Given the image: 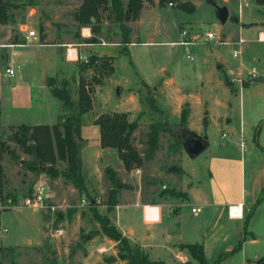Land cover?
Segmentation results:
<instances>
[{
    "label": "rangeland",
    "instance_id": "1",
    "mask_svg": "<svg viewBox=\"0 0 264 264\" xmlns=\"http://www.w3.org/2000/svg\"><path fill=\"white\" fill-rule=\"evenodd\" d=\"M190 1L194 4L192 11L182 10L177 6L162 10L165 13H171L172 11L179 13L181 17L178 18L183 22V25H189L192 34L197 36L192 38L194 43L187 46L188 52L185 45H180L177 42L164 43L166 41H178L177 39H180L178 35L179 28H172L170 25L165 28L162 27L159 35L149 36H153L155 39L152 41L159 43H136L131 48L134 64L129 55L123 54L124 66L118 64L119 71L115 75L117 82L108 78L113 69L108 61L107 66L100 68L96 63L95 65L84 66L85 62H82L81 58H78L75 65L71 67L59 64L56 69L51 68L48 64L41 65L36 61L35 72L31 74V70L24 63L25 60L22 55H20L19 59L21 63H24L23 66L17 62L14 68L15 74L12 76L5 75L9 45L25 41L27 31L34 30L39 41L47 35H50V41L52 42H59L63 39L69 40L73 44L67 43L64 47L66 50L76 47L79 53L78 57L80 55L90 56L87 51V47H89L87 44L78 45L84 41L80 33L82 28L86 26L90 28V36L92 34L91 26L94 24L99 27L98 42L94 43H99V40H103L105 43L119 40L120 30L112 20H109L108 11H99L101 19L97 23L95 21L93 24L80 26L75 20L74 14L79 10L82 0H13V6L6 10L5 18L2 19L0 15V144H2V147H0V164L3 167L0 199L6 205V208L0 210V264H123L121 260L113 263L105 261V258L116 256V249L113 242L99 231V225L93 219L90 211L91 206L95 207L100 213L108 211L105 203L109 183H106L102 191L87 190L86 193H80L71 183L64 182L61 177L51 179L44 173V167L40 172L23 168L20 166L19 160L9 154L10 150L13 149L19 159L30 158L9 138L17 125L16 122L12 121V118L14 120L20 119L24 123H33L35 120L48 122L51 118L54 119L55 113L54 109H51L50 102L48 106L34 103L31 110L16 109L21 112L14 113L11 111L13 114L10 113V115H8L9 111L6 108L8 107L7 96L9 94H12L18 100H22L26 91L25 85H28L31 81L34 86H39L44 71L48 75L45 80L46 88L50 92L53 86L66 89L74 101L77 100L79 81L83 79L88 85L94 103L92 116L100 114L101 111H104L103 113L105 111L113 112L110 107L118 103L116 96L121 94L122 101H127L128 96L133 94L135 102H138L142 107V111L135 113L133 116V120H137L138 125L133 132L132 144L140 153L143 159V167L141 166V168H144L136 175L137 179H144V183L146 179L149 182L155 179L158 190L162 192L164 190L163 186L167 185V192L170 190L175 191L176 197L181 200L180 194L182 192L175 190L176 185L170 175L180 176L183 174L180 161L184 151L177 139V133L182 127L179 125V119L162 110L160 104L159 109L163 111L162 114L150 108L148 97L151 95L154 98V93L151 88L147 91L143 84L144 80L148 83L153 82L156 69L163 66L173 72L178 85L191 90L192 93H196L200 88L198 71L202 69L204 61H211L215 65V60L222 59L225 61V66H228L229 63L237 64L239 62V57H234L232 51L234 47L232 42L239 38L245 39L241 61L246 68L255 66L260 74L258 79L261 78V80L259 81L264 79V41L257 40L259 36L264 38V34H262V31H264V6L257 5L254 0H229L225 3L216 0V5L207 3L205 0ZM145 3L146 6H150L149 3ZM216 6H226L228 9L229 16L224 23H221L217 17ZM235 18L241 19V25L244 28L234 20ZM134 28L136 30L137 27L134 26ZM208 31H213L222 40L228 42L218 44L208 40L206 36ZM88 39L85 41L88 42ZM140 40L149 39L146 34H142ZM245 46L248 47L244 51ZM19 49L20 53L25 50L24 48ZM187 54L192 56V59L187 57ZM196 65L197 71H195ZM237 67L238 65L229 66L233 69ZM53 69L55 72H53ZM64 72H67V76H63ZM257 87L252 84L247 88H243L241 93L240 90L236 93V88H234L233 92L236 95L231 94L234 103L232 110L233 122H235V126H238L240 119L243 118L246 133L242 139L246 149L243 152L241 151L239 138L237 136L231 138L228 126L223 127L214 120L208 126L205 125L208 132V135L205 136L208 142L210 141L208 147L198 156L194 158L187 156V159L197 168L201 181L198 186L199 190H210V188L216 190L217 183H208L211 163H209V160L204 159H209L210 151L213 154H222L221 149L230 150L226 155L230 156L232 160V168L227 174V179L231 186L232 198L237 194H242V192L245 196L244 202L247 206L243 209V217L256 199L262 196L261 202L257 204L254 210L258 206L259 208L257 211H253V219L251 218V222L247 225L248 230L257 234L255 238L253 237V242L256 244L250 249L258 257H262L264 256V248L263 250L260 248L264 247V195L259 191L260 188L258 191L253 190L252 193L251 177L254 176L257 157L254 158L249 153V149L256 150L259 148L262 151L259 150L257 156H263L264 158V146L258 147L257 145L259 142L257 135L260 130L264 129V125H260L257 129V126L264 122V88ZM105 89H108V92ZM216 96L223 101L225 92L223 90L217 91ZM203 97L204 99L207 98L208 101L212 98L207 94ZM56 101L59 106L57 107L59 110L56 121L60 123L61 116L66 110L61 101L57 99ZM104 102L109 108L101 107ZM120 102L121 100H119ZM206 109L207 107L202 109L199 105H194L193 125L202 124L201 118ZM220 113L222 114L223 111H220ZM7 115L12 118L8 119ZM5 116L7 117L5 118ZM152 122L160 123L157 145L154 149H151L147 141L149 125ZM185 128L188 129L186 125ZM253 131H255V141L252 139ZM223 132L227 134V137L221 136ZM260 142L264 144V132L261 134ZM107 152L111 155L109 158L108 156L104 158L103 166H110L114 171L117 170L116 174L121 181L127 182L126 174L135 175L133 170L136 167L126 170L115 150ZM242 153L245 163L242 164V176L240 177ZM58 167L63 169L65 163L59 162ZM104 177L106 178L105 173ZM39 185H45L47 188L44 206L40 208L25 206L23 203L24 198L30 195ZM143 188L144 191L149 189L146 186ZM120 192L124 193L125 196L120 197L121 205L116 212L120 213L119 218L122 224H132L140 228L141 232L144 229L148 230V225H150L154 235L151 240L157 243L161 237L160 233L158 235V224L147 222V220H153V212H148L146 205L129 204L134 195L127 194L128 191L125 189L119 190L118 194ZM167 192L162 193L169 196L170 194ZM253 198L254 200L251 202ZM124 200L127 202H124ZM51 206H54V208H51ZM178 211L180 213V224L183 226L191 222L198 223L196 221L200 218H204V221L206 219L205 223L201 220L203 226L208 225L205 217L207 215L206 210L202 209L198 215H193L187 199L182 202ZM3 229H6V231ZM179 249L182 250L186 258L170 254L164 255L165 262L158 261L162 264H182L188 261L198 264L190 259L186 249ZM246 250L245 252L249 254L250 250ZM240 255L235 254L223 264H241ZM150 259L153 258L150 257ZM250 264H264V261Z\"/></svg>",
    "mask_w": 264,
    "mask_h": 264
},
{
    "label": "crops",
    "instance_id": "2",
    "mask_svg": "<svg viewBox=\"0 0 264 264\" xmlns=\"http://www.w3.org/2000/svg\"><path fill=\"white\" fill-rule=\"evenodd\" d=\"M181 1H187V0H181ZM214 2L216 0H213ZM221 2L225 3L229 0H220ZM189 2H191L189 0ZM167 2L163 5H159L157 0H154L150 6H146V3H144V6L142 7V10L139 14V17L134 20L133 22H129L128 24L131 26V32L129 35L130 43L128 44H122L120 43V39L116 40L112 43H94V42H86L90 36V28L86 26L85 28H82L81 31V38L84 40L78 45H85L87 44V51L90 55H96L99 57V59H108L109 65L113 67L112 72L108 78H111L112 81L117 82V77L115 75L118 73V64H122V67L124 66V61L122 60L123 54L125 53V50L128 51L129 56L133 63V52L131 51V48L136 43H159L153 38L154 35H159L162 31V27H166L167 25H170L172 28L176 27L179 28L178 35L180 36V39H177L178 41H166L164 43H174V42H180L183 39L193 41L192 38L197 37L195 34H192L191 27L188 25H183V22L180 20L181 17L179 13H176L175 11H172L171 13H165L162 10H167L169 7L174 8L176 6V2H173L172 5H169ZM192 3V2H191ZM216 3V2H215ZM194 5V4H193ZM229 16V14H228ZM237 21L242 28H244L241 25V19H234ZM135 24V25H133ZM135 27L136 30H135ZM166 30V29H165ZM186 30L187 34L186 36L181 35V31ZM260 31V30H259ZM258 31V32H259ZM49 34V33H48ZM146 34L149 40H140L141 35ZM262 34H264V31H262ZM153 35L152 37H149ZM50 35H47L42 40H38L36 37H27L25 38V41L22 43H14L10 44L8 48V56H7V66L5 67V75L6 68L10 67L14 70L15 74V63L19 62V65L23 66L24 63H26L27 67L31 70V74H34L35 72V62L38 61L41 65L48 64L51 66V68L56 69L58 68L59 64H63L64 66L71 67L75 65V61H77L78 58H80L82 55L78 57V50L76 47L70 48L72 50V53L74 54L73 58H67L66 57V48L64 47L65 44L69 43L72 45V42H69V40L63 39L59 42H52L50 41ZM117 36V35H116ZM184 37V38H183ZM120 38V37H119ZM258 40V37H257ZM245 41V39H244ZM261 41V40H258ZM264 41V40H263ZM181 45V44H180ZM248 46L244 47V51L247 49ZM19 48H24L25 50L20 53ZM86 50V49H85ZM22 55L25 62L21 63L19 56ZM253 57V56H252ZM102 62V61H101ZM134 64V63H133ZM237 65L236 63H229L228 66H225L224 60H215V65L211 63V61H204L202 69L198 71V83H199V91L196 93H192L191 90H187L186 88L180 86L177 84L176 80L174 79L173 72L170 70H167V68H164L163 66L156 69V75L155 80L153 82L148 83L144 80V82L152 89L154 93V100L157 107L159 108V104L162 110H165L166 112L170 113L173 117L180 119L182 109L184 107H187L185 109L188 110L187 114V120H186V126L189 130L196 132L200 135H208L206 126L209 125V123H212L214 120H216L217 124L223 125V127L228 126L231 133V138L237 136L239 138V145L241 147V151L243 152L246 147H242L241 143L243 142V136L246 133V129L244 127V121L243 118L240 119L238 126H235V122H233V116H232V110H233V100L232 95H236L238 93L239 88L237 84H234V88H236L234 93L232 90L229 89V87L225 84L224 76L228 73V70L230 69L229 66ZM18 66V65H17ZM53 69V72L55 70ZM197 69V65L195 67V71ZM221 71H218V70ZM236 70V69H235ZM261 71V70H260ZM263 71V69H262ZM13 74V75H14ZM9 75V74H7ZM11 76V75H10ZM63 76H67V72H64ZM264 76V75H263ZM48 75L44 71L42 75V80L39 82V86H34L32 83L29 82L28 85H25V95L22 100L16 99L12 94H9L7 96L8 100V107L7 110L9 111V114L14 113H20L21 111H18L16 109H23V110H31L34 103L36 104H44V106H48L49 102L51 104V109H54V119L51 118L48 120V122H38V120H35L33 123H24L21 122L19 119H13L12 121L16 122L17 125L24 123L28 125H38V124H47L52 125L55 123H58L57 120V113L58 108L56 97H54L53 93H51L47 88L45 84V80L47 79ZM110 79V81H111ZM261 80H254L249 81L245 83V87H242L240 89V93L243 90V88H247L250 85L254 84L258 86L257 88H264V82L263 79ZM53 88V87H52ZM224 91L225 92V99H219L216 96L217 91ZM106 92H108V89H105ZM206 92V93H205ZM116 93L118 94V89L116 88ZM53 94V95H52ZM211 96V100L208 101L207 98L204 99V95ZM134 95L130 94L127 98V101H122V95L116 96L118 98V103L115 104V106L110 107L112 111L117 112H124L128 113L127 118L129 121H133V116L137 112L142 111V107H140V104L138 102H135L133 99ZM156 97V99H155ZM58 100V99H57ZM119 100L121 102L119 103ZM56 102V103H55ZM106 102L101 105V107L109 108L108 105H105ZM185 105V106H183ZM194 105H199L202 109L207 107L206 112L201 118L202 124H194L192 122V114H193V108ZM93 106L92 109L85 114H83L82 117V125L80 129V135H81V142H80V157H81V167H82V174L85 181V186L87 190H95V191H102L104 189V186L108 181L104 177V168L106 166H103L104 158L108 156L110 157L111 153H108L107 151L114 149L109 148H102L100 145V131L99 126L94 123V120L98 116H92L91 112H93ZM35 108V107H34ZM160 109V110H161ZM16 110V111H13ZM12 111V112H11ZM220 111H223L221 114ZM104 111H101L100 113H103ZM106 112V111H105ZM163 113V111H162ZM13 114V113H12ZM7 115V116H8ZM5 116V118L7 117ZM206 119V124L203 123V118ZM8 119L9 116L7 117ZM63 120V117L61 116V121ZM16 125V126H17ZM206 125V126H205ZM185 127V126H184ZM264 132V129L260 130V132L257 135V140L260 142L261 134ZM225 134L224 137H227V134ZM222 133V134H223ZM222 136V135H221ZM223 137V136H222ZM253 141H255V131H253ZM258 142V147H263L264 144H261V142ZM210 144V141H209ZM183 149V148H182ZM261 149L256 150H250L249 153L252 157H257L256 159V166L254 167V176L251 177V185H252V193L254 191L262 190L264 186V158L263 156H257V152ZM184 151V150H183ZM230 150L228 149H221L220 152L222 154H213L212 151L209 152V163H211L209 167V178L208 183L215 182L217 183L218 187L216 190H213L210 188V190H199L198 186L201 183L197 168H195V165L190 163L188 161V155L184 151V155H182L181 158V168L183 170V174L180 176H174L170 175L171 179H173L174 184L176 185V191L182 192L180 194L181 200L174 196H166L163 195V193L157 189V185L155 184V179L150 182L148 179H146V182L144 183V179H137V174L140 172V170H143L144 168L136 167L133 171L135 172V175L126 174L127 182H125L128 185V188H124L128 191L127 194H133L134 197L131 201H129V204L132 203L134 205H143L147 207L148 212H153V220H147L148 223H157L158 224V235L160 233L161 237L160 240L156 243L151 240L153 235V230L148 225V230L144 229L142 232L140 231V228L132 225V224H122L121 219L119 218L120 213L118 214L116 212L117 209L120 208V197L125 196L124 193H119L117 197V204L109 211H106L101 214H107L110 221L116 226V228L123 233V235L127 236L132 242L138 243L140 247L148 254L149 258H153L152 260H160L165 262L164 255H175L180 258H186L184 256V253L182 250L178 248V245L180 243H201L203 246L204 254L207 259L213 260L216 258L220 253L230 251L238 242V240L242 237L244 232V221H243V209L247 205L244 202V195L243 192L240 195H235L234 198H232V190L229 183V180L227 179V174L231 171L232 168V160L230 156H227L226 154ZM262 151V150H261ZM264 153V152H263ZM243 155V153H242ZM240 160L241 168L239 170L240 177L242 176V164L245 163L244 155ZM23 159V158H22ZM22 159H18L21 162ZM251 162V161H250ZM252 163V162H251ZM255 163V162H254ZM143 167V166H142ZM116 170V169H115ZM117 171V170H116ZM119 171V170H118ZM236 173V172H235ZM129 182V183H128ZM132 182V183H131ZM259 184V185H258ZM258 185V186H257ZM148 187V191H144L143 187ZM165 188L168 190V186L164 185ZM132 187V188H131ZM254 190V191H253ZM187 199L188 200V206L191 208L194 206H200L202 209H205L207 215L205 217L207 218L208 225L205 227L202 222L205 223L204 218H200L196 222L198 223H189L185 224L184 226L180 224V213L179 208L182 204V202ZM254 200V198L251 200V202ZM124 202H127L124 200ZM241 204V215L232 217L228 214V206L229 205H237ZM259 206L257 207V209ZM254 210V211H257ZM115 213H117L115 215ZM192 213V212H191ZM193 214V213H192ZM195 215V214H193ZM198 215V214H197ZM196 216V215H195ZM204 216V215H203ZM119 218V219H118ZM252 218V216H251ZM248 223L251 222V219ZM247 223V225H248ZM175 224V225H174ZM246 225V231L250 232L251 234H248L242 243L241 248L227 256L223 261H221L219 264H223L227 262L231 257H233L235 254H241V264H250L252 262L258 259L259 257L257 254H254L250 247L255 245L256 243L253 242V237L255 238L257 236L256 233L252 232L251 230H248ZM159 237V236H156ZM112 241V240H111ZM113 242V241H112ZM115 245V243L113 242ZM145 248V249H144ZM264 247H261L260 249L263 250ZM178 249V250H177ZM248 249V252L246 253L245 250ZM247 251V250H246ZM251 252V253H250ZM154 257H153V256ZM188 257V256H187ZM170 258V257H168Z\"/></svg>",
    "mask_w": 264,
    "mask_h": 264
},
{
    "label": "trees",
    "instance_id": "3",
    "mask_svg": "<svg viewBox=\"0 0 264 264\" xmlns=\"http://www.w3.org/2000/svg\"><path fill=\"white\" fill-rule=\"evenodd\" d=\"M157 1L159 5H163L167 2H176L178 8L186 11H192L194 8L193 3L189 1ZM12 2L13 0H0V15L2 16V19L6 16V10L13 6ZM145 2L152 4L154 0H82L79 10L74 14V18L80 26L90 25L95 21L97 23L101 19L99 14L100 10L108 11L109 20H112L120 30V43L128 44L130 43L129 35L131 32V26L128 23L139 17ZM98 29L99 27H96L94 24L91 26L92 34L88 39L90 42H98ZM125 53L129 55L126 50ZM88 57L89 62L84 63V66L95 65V62L100 68L107 66L108 59H99L96 55H90ZM224 81L230 90H235L233 84L226 76H224ZM143 84L147 88V91H149L150 87L145 82H143ZM52 93L65 107L66 111L62 115L63 120L60 123L52 125H28L21 123L12 131L9 138L18 145L22 152L30 156V158L22 160L21 166L23 168L33 172H40L42 167H44V173H46L51 179L61 177L64 182L71 183L78 192L86 193L87 188L82 174L80 157V142L82 139L80 129L83 114L90 111L93 104L88 85L83 79L79 81L76 101L71 98L69 91L66 89H59L58 87L53 86ZM148 102L151 109L162 114V111L157 107L156 102L151 95L148 97ZM187 114L188 110L182 109L179 119V125L181 127L186 124ZM94 123L99 126L101 147L114 149L126 170L142 166L143 159L138 150L132 144L133 132L138 125L137 120L129 121L126 113L113 111L98 114ZM203 123L206 124L205 117L203 118ZM159 124V122H152L149 125L147 141L151 149H154L157 145V136L160 130ZM260 125H264V122L260 123L257 126V129ZM0 147H2V144H0ZM9 154L14 158L19 159L13 149L10 150ZM59 162L65 163L63 169L58 167ZM104 173L106 175V180L109 183L107 190L108 195L105 203L107 210L109 211L117 204V194L119 190L128 188V185L121 181L112 167L106 166L104 168ZM2 178L3 167L0 164V182ZM162 192L165 194L167 189H164ZM167 193L174 196L176 192L170 190ZM261 193L264 195V186ZM261 199L262 196L258 197L255 203L250 207L249 211L245 213L243 217V235L230 251L220 253L213 260H209L204 254L201 243H180L179 248L186 249L190 259L198 264H219L227 256L238 251L247 234H251L246 231V225L249 222L255 207L261 202ZM90 211L93 219L99 225V231L115 243L116 256L105 258L106 262L113 263L117 260H121L123 261V264H162L159 261L151 260L138 243L132 242L127 236L123 235V233L111 223L107 214H101L92 206L90 207ZM263 261L264 256L249 262ZM182 264L193 263L188 261Z\"/></svg>",
    "mask_w": 264,
    "mask_h": 264
},
{
    "label": "built area",
    "instance_id": "4",
    "mask_svg": "<svg viewBox=\"0 0 264 264\" xmlns=\"http://www.w3.org/2000/svg\"><path fill=\"white\" fill-rule=\"evenodd\" d=\"M169 5H172V3H169ZM186 34H187L186 30L181 31L182 36H186ZM26 36L27 37H36L35 31L34 30L27 31ZM206 36H207L208 40H211L214 43L222 44V43L228 42L226 40L225 41L222 40L213 31H208ZM258 40L263 41L264 38L262 36H259ZM244 42L245 41L243 38H239L236 41L232 42V45L234 46L233 50H232L233 56L239 57V62L237 63L238 67L236 68V70L233 68H230L228 70V73L226 74V77L228 78V80L233 84V86H234V84H237L239 90L242 87H244L245 82L257 80L260 77L259 71L255 66H252L251 68H246L245 65L243 64V62L241 61L242 60L241 54H242V48H243ZM100 43L106 44L105 41H103V40H101ZM178 43L185 45L186 50L188 52L187 46L190 44H193L194 41L183 39ZM66 57L70 58V59L74 57V54L72 53V50H70V48L67 49V51H66ZM187 57H190L192 59V56H190L189 54H187ZM80 58L85 63L89 62V57L81 56ZM6 73L12 76L14 74V70L10 67H7ZM222 136H225V134L223 133ZM241 146L245 147L244 142L241 143ZM163 188H165V186H163ZM46 192H47V188L45 185L37 186L32 191V193L30 195H28L24 198V200H23L24 205L29 206V207H33V208H40V207L44 206V201L46 198ZM4 208H6V205L0 199V210H2ZM51 208H54V206H51ZM241 208H242L241 204L229 205L228 206V214L232 217L240 216L241 215ZM201 210H202V207H200V206H194L191 208V212L195 215L199 214L201 212ZM3 230L6 231V229H3Z\"/></svg>",
    "mask_w": 264,
    "mask_h": 264
},
{
    "label": "water",
    "instance_id": "5",
    "mask_svg": "<svg viewBox=\"0 0 264 264\" xmlns=\"http://www.w3.org/2000/svg\"><path fill=\"white\" fill-rule=\"evenodd\" d=\"M207 3L216 5L213 0H205ZM259 6H264V0H254ZM217 17L221 23H224L228 18V9L226 6H216ZM177 139L180 142L183 150L190 158L198 156L204 151L208 145V139L205 135L197 134L194 131L182 127L177 133Z\"/></svg>",
    "mask_w": 264,
    "mask_h": 264
}]
</instances>
